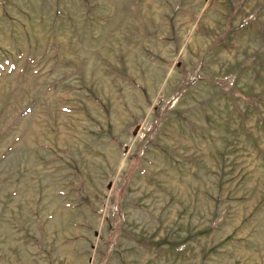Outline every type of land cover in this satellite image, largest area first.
Masks as SVG:
<instances>
[{
    "label": "rangeland",
    "instance_id": "374dc122",
    "mask_svg": "<svg viewBox=\"0 0 264 264\" xmlns=\"http://www.w3.org/2000/svg\"><path fill=\"white\" fill-rule=\"evenodd\" d=\"M0 264H264V0H0Z\"/></svg>",
    "mask_w": 264,
    "mask_h": 264
}]
</instances>
